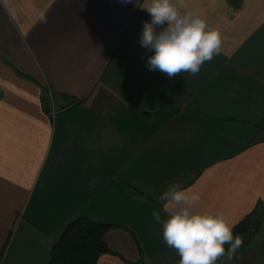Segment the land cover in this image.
Returning <instances> with one entry per match:
<instances>
[{"label":"crops","instance_id":"1","mask_svg":"<svg viewBox=\"0 0 264 264\" xmlns=\"http://www.w3.org/2000/svg\"><path fill=\"white\" fill-rule=\"evenodd\" d=\"M148 3L0 0V264H49L79 217L112 226L97 264H178L152 217L172 184L234 225L260 206L264 253V0H185L222 48L171 79Z\"/></svg>","mask_w":264,"mask_h":264},{"label":"clouds","instance_id":"2","mask_svg":"<svg viewBox=\"0 0 264 264\" xmlns=\"http://www.w3.org/2000/svg\"><path fill=\"white\" fill-rule=\"evenodd\" d=\"M131 0H121V3ZM144 10L150 20L143 22L139 43L153 50L148 57L150 71L159 70L169 79L178 74H199L201 66L219 55L221 33L199 14L185 11V0H149ZM161 212L152 217L162 226V238L179 256L178 264H232L243 244V235H233L234 224L222 212L195 210L201 200L197 191L180 184L170 185L159 197ZM227 245V247H225Z\"/></svg>","mask_w":264,"mask_h":264},{"label":"trees","instance_id":"3","mask_svg":"<svg viewBox=\"0 0 264 264\" xmlns=\"http://www.w3.org/2000/svg\"><path fill=\"white\" fill-rule=\"evenodd\" d=\"M44 104V110L48 112L50 105L48 99ZM260 210L261 207L257 206L233 228L234 236L236 234L243 235V244L237 257L250 246L262 226ZM111 227L84 217L71 221L64 227L57 243L52 247L49 264H97L101 256L111 254L104 239ZM262 245L264 248V240ZM217 264H227V262L221 260L217 261Z\"/></svg>","mask_w":264,"mask_h":264},{"label":"rangeland","instance_id":"4","mask_svg":"<svg viewBox=\"0 0 264 264\" xmlns=\"http://www.w3.org/2000/svg\"><path fill=\"white\" fill-rule=\"evenodd\" d=\"M49 102V101H48ZM50 109L51 114H53V108L50 104L48 106ZM264 240V225L263 230H261L260 236L256 239L258 243H262ZM261 247L257 246V243L254 241L251 243V246L249 249H246L245 252L238 257V259L235 261L236 264H264V254L260 251Z\"/></svg>","mask_w":264,"mask_h":264}]
</instances>
